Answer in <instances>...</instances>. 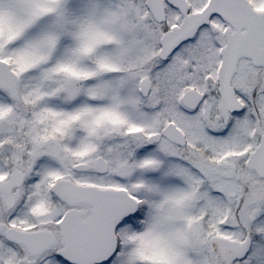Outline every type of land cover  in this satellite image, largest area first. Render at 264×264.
I'll use <instances>...</instances> for the list:
<instances>
[{
	"label": "rangeland",
	"instance_id": "rangeland-1",
	"mask_svg": "<svg viewBox=\"0 0 264 264\" xmlns=\"http://www.w3.org/2000/svg\"><path fill=\"white\" fill-rule=\"evenodd\" d=\"M141 1L0 0V60L12 58L5 62L15 86L0 92V177L24 163L34 200L49 206L35 213L36 224L53 226L62 215L46 185L60 178L122 188L141 201L135 228L120 230V247L107 264H222L210 250L214 236L249 240L246 257L231 264H264V179L244 167L264 133V67L248 60L238 66L237 84L258 74L259 88L237 89L244 109L226 126L214 95L186 112L181 95L208 81L218 26L211 23L184 48L187 59L177 53L160 62L158 39L176 17L157 25ZM190 1L193 11L206 3ZM249 1L264 14L254 4L264 0ZM143 77L151 88L141 98ZM19 83L29 88L25 102ZM168 122L185 135L190 158L167 141L146 144ZM96 157L106 161L105 175L71 170ZM19 257L0 241V264ZM36 260L64 264L50 256Z\"/></svg>",
	"mask_w": 264,
	"mask_h": 264
},
{
	"label": "water",
	"instance_id": "water-1",
	"mask_svg": "<svg viewBox=\"0 0 264 264\" xmlns=\"http://www.w3.org/2000/svg\"><path fill=\"white\" fill-rule=\"evenodd\" d=\"M183 16L178 26L165 32L159 40L157 58L167 59L180 44L191 40L202 26L208 25L213 15H217L228 25L224 31V46L220 50L221 62L218 69L219 112L226 125L230 113H240L243 105L236 99L229 86L240 59L249 60L254 67H264V14L252 8L248 0H208L205 7L195 13H187L189 7L185 0H167ZM147 9L156 23L165 21L164 7L161 0H147ZM232 29V32L231 30ZM151 88L148 77L139 83L138 92L141 97L147 96ZM0 89L13 90L14 79L9 65L0 60ZM203 96L195 90H187L181 103L194 110ZM167 138L170 142L183 146V134L172 124H167L160 133L151 135L146 143L151 145ZM89 164L78 163L72 166L73 171H87ZM245 168L257 177L264 179V134L260 132L257 146L248 155ZM93 169L100 175L108 171V165L102 157L93 163ZM231 174L233 168L230 169ZM230 177V176H228ZM6 182L0 184V188ZM52 194L61 202L69 204L85 203L93 208V215L77 229L69 226L72 211L66 213L58 226L65 238V245L56 252V256L69 264H105L115 254L117 239L115 228L119 222L137 211V202L124 190L101 189L91 185H77L65 179L57 180L51 186ZM234 195H232L233 197ZM78 233V234H76ZM42 233H22L17 230L7 231L6 239L23 244L30 254L38 253L50 245L49 238L37 251H32L36 241L41 240ZM250 242L230 241L220 237L210 239V249L222 264H231L242 260L248 253Z\"/></svg>",
	"mask_w": 264,
	"mask_h": 264
},
{
	"label": "flooded vegetation",
	"instance_id": "flooded-vegetation-1",
	"mask_svg": "<svg viewBox=\"0 0 264 264\" xmlns=\"http://www.w3.org/2000/svg\"><path fill=\"white\" fill-rule=\"evenodd\" d=\"M170 1H172V0H170ZM185 1L189 7V10L187 13H193V12L200 11L208 2V0H205L206 1L205 4H203L200 8L193 11L191 9V7H193L191 4V1L190 0H185ZM146 2H147V0H142L140 2L141 3L140 9L145 11L148 14V16L150 17V19L152 20L150 14H149V10L147 9V6H146ZM161 2H162V5L164 7V12H165V22L168 20L170 14H174L176 17V20L172 21L170 23V26H168V28L163 31L162 34H164L168 30H170L172 27H174L176 25L178 26L180 24V22L182 21L183 16L180 14V12L176 8L171 6L170 2H168L167 0H161ZM211 23H214V24L216 23V25L218 26L217 32H219L220 40L215 41L213 44L214 61H213V63L211 61V68L212 69H211L210 73L208 74V81L205 83V85H203V89L202 88L199 89L198 87H200V86H198V85H197L198 87H196V86L194 87L193 85H189L187 87V89L184 90V92L182 93L181 98L187 90H191V89L197 91L199 94H201L203 96L202 101L207 98V94L214 95L218 101V113H219V117L221 119V123L223 125V120H222L220 112H219L218 69H219L220 62H221L220 50L225 43L223 33L228 28V25L225 22H223L218 16L213 15L210 18L208 25L199 28L197 33L195 34V36L191 40H188V41L180 44V46L165 61H160V62L168 61L171 57H174L177 53H181L180 57L182 60L187 59V55L185 53H183L184 51L187 52V50H185L184 48L191 45V43L195 40L196 36H198L202 31H206L208 28H211V26H210ZM157 25H162V24H157ZM230 30L232 32V29H230ZM158 50H159V39H158ZM158 50H157V52H158ZM241 62H244V60H240L238 62L237 70H236L235 74H233V76L230 80L229 86L233 90L236 99L243 105V109H244V99L237 94V92H238L237 89H241L247 93L256 92L257 89L259 88V86H258L259 75L255 74V75H253V77H251V75L250 76L246 75L244 77V80L240 84H237L236 80L238 77V66L240 65ZM181 98H180V104H181L182 108L188 113L197 110L198 107L200 106V104L202 103V101H201L194 110H190V109H188L182 105ZM234 114L235 113L229 114L227 124L229 123L230 117ZM22 115H24V113ZM169 123H172V122H168L167 124H169ZM226 125H223V126H226ZM164 127H162L159 130V132H161V130ZM179 131H181V130H179ZM159 132H157V133H159ZM181 133H182V131H181ZM183 137H184V141H185L183 146H179L177 144H174V143L170 142L167 138L161 137L158 142L151 144V145L148 144V147H154L156 145H159L163 141H167L168 143L173 145L174 148L178 149V151H180L182 153L183 157L188 159V158H190L189 157L190 152L184 151L185 148L188 146V144H187V141L185 139L184 134H183ZM248 155H249V153L247 154V157H248ZM97 158L98 157H96L94 159V161ZM22 161H25V160H22ZM94 161L91 164L88 163L91 166V168L87 171H82V172L73 171V170L72 171L74 173L89 174L91 176H99V174L96 171H94V169L92 168ZM22 164H24V163L22 162ZM22 164L20 165V160H19V163L17 162V165H13V166H10L9 168H7L1 174V177H0V184L6 182V185H4V186H2V188H0V241L2 244H5L8 247L16 248L22 254V257H19L16 261L17 263H15V264H37L36 259L41 257V256H43V257H45V256L49 257L50 256L51 258L57 260L60 263L67 264L66 262H64L61 259L56 257V252L59 251L60 249H62L65 245V238L61 234V229L59 228L58 223L66 213L72 211L73 212L72 213V220H71V222H69V224H70L69 226H71L74 229H77V227L79 225L84 224L93 215V208L90 205L85 204V203L69 204L66 202L59 201L51 193V186L56 181L55 180L52 184H50V185L46 184V185L50 186L49 192L51 193L53 198H55V200L57 202H59L61 205H63V207H64L63 213L57 219V221L53 224V226L49 225L50 222L48 224H46V223L36 224L35 222H33V219L35 217V213L39 212V211H44L46 208H49V206L45 200H43V203L41 201L39 203V200H36V199L34 200V198H33V196H34L33 187H31L32 185L26 180V177H25L26 166L22 165ZM248 173L253 174L252 172H248ZM231 176H232V174L230 175V177ZM71 182H73L77 185H91V186H94L96 188H102V189H107V188L117 189V190L121 189V190H124L129 196L133 197L128 191H126L125 189H122V188L99 187L97 184H94L92 182H74V181H71ZM135 200L137 201V199H135ZM137 204H138V208H137L136 214L134 216H129V217L122 219L115 228V235L117 238V250L120 247L119 246L120 245V242H119L120 230H122V229L126 230V228L129 230V228L126 227V225L129 227L132 225L130 227V229L135 228V226L132 223V220H133V218L136 217V215L139 211V202L138 201H137ZM123 226L125 228H122ZM12 230H17V231L22 232V233H42L43 235H41V240L36 241L33 248H32V251H34V252L37 251V249H39L46 242L45 239L47 237L49 238L50 245L46 249H44L38 253L30 254L28 249L23 244L18 243V242H11V241H8L6 239L7 231H12ZM129 233H130V231H129ZM76 234H78V233H76Z\"/></svg>",
	"mask_w": 264,
	"mask_h": 264
},
{
	"label": "trees",
	"instance_id": "trees-1",
	"mask_svg": "<svg viewBox=\"0 0 264 264\" xmlns=\"http://www.w3.org/2000/svg\"><path fill=\"white\" fill-rule=\"evenodd\" d=\"M256 6H257V9H259V10H261V11H263L264 12V5H261V7H259L256 3H254ZM11 57L10 58H7V59H4V60H8L9 62H11ZM8 62V63H9ZM12 70H14V69H12ZM19 94H20V96H21V100L22 101H26L27 100V98H26V95H27V93H28V90H29V88H24V85L23 84H21V83H19ZM19 117H21V116H19ZM20 125H18V127H17V129L19 130L20 129V127H19ZM20 132V131H19ZM22 132V131H21ZM71 154H73V155H75V153H76V151H75V149L73 148L72 150H71ZM75 152V153H74Z\"/></svg>",
	"mask_w": 264,
	"mask_h": 264
}]
</instances>
